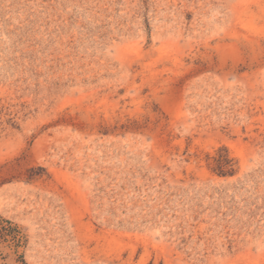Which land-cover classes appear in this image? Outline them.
<instances>
[{"label": "rangeland", "instance_id": "374dc122", "mask_svg": "<svg viewBox=\"0 0 264 264\" xmlns=\"http://www.w3.org/2000/svg\"><path fill=\"white\" fill-rule=\"evenodd\" d=\"M0 216V264H264V0H0Z\"/></svg>", "mask_w": 264, "mask_h": 264}, {"label": "trees", "instance_id": "16d2710c", "mask_svg": "<svg viewBox=\"0 0 264 264\" xmlns=\"http://www.w3.org/2000/svg\"><path fill=\"white\" fill-rule=\"evenodd\" d=\"M226 153V155L220 154L217 159H215V164H217L216 171L220 175H231L232 171H225L227 166H231V160H229L227 155V150L222 149L220 153ZM22 230L11 221L4 219L0 216V244H6L8 248L13 249L15 253H18L19 249L22 248L27 239ZM20 264H27L23 256L19 257Z\"/></svg>", "mask_w": 264, "mask_h": 264}]
</instances>
